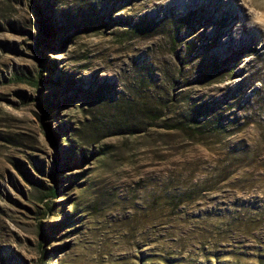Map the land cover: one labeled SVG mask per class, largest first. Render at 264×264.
I'll list each match as a JSON object with an SVG mask.
<instances>
[{"label": "rangeland", "instance_id": "rangeland-1", "mask_svg": "<svg viewBox=\"0 0 264 264\" xmlns=\"http://www.w3.org/2000/svg\"><path fill=\"white\" fill-rule=\"evenodd\" d=\"M173 2L0 0V264H264V0Z\"/></svg>", "mask_w": 264, "mask_h": 264}, {"label": "trees", "instance_id": "trees-1", "mask_svg": "<svg viewBox=\"0 0 264 264\" xmlns=\"http://www.w3.org/2000/svg\"><path fill=\"white\" fill-rule=\"evenodd\" d=\"M9 5H10V0H2L1 12L6 13L8 11ZM1 19L4 22L7 21V20H4V17H2ZM0 23H1V21H0ZM135 28L140 31V28L141 27L139 25H136ZM51 33H52L51 30H49L47 28H44L43 29V34H44L45 38L46 37H49ZM33 81H35L36 84L38 83V79L33 80ZM84 95H86L84 97L86 98L87 102H100L99 100H102V97L101 96H98L97 94L91 93L89 91L85 92ZM198 114L195 113V116L191 120H189L190 121L189 123L195 124V129L196 128H199V127H202L203 128V126H204L203 125V122L198 119ZM46 194L49 195V196L55 197L56 196L55 189L53 187L49 188L48 189V192Z\"/></svg>", "mask_w": 264, "mask_h": 264}, {"label": "bare ground", "instance_id": "bare-ground-1", "mask_svg": "<svg viewBox=\"0 0 264 264\" xmlns=\"http://www.w3.org/2000/svg\"><path fill=\"white\" fill-rule=\"evenodd\" d=\"M172 3H174L173 0H172ZM173 5H174V4H173Z\"/></svg>", "mask_w": 264, "mask_h": 264}]
</instances>
